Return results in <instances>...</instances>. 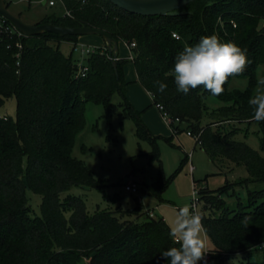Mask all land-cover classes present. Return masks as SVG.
Returning a JSON list of instances; mask_svg holds the SVG:
<instances>
[{
	"label": "trees",
	"instance_id": "obj_1",
	"mask_svg": "<svg viewBox=\"0 0 264 264\" xmlns=\"http://www.w3.org/2000/svg\"><path fill=\"white\" fill-rule=\"evenodd\" d=\"M60 1L64 12L38 24L92 27L118 42H135L131 60L154 104L163 105L200 135L197 142L220 170L244 166L248 176L238 184H264V154L235 138L238 124L257 122L248 101L264 78V0H196L180 9L187 14L156 17L128 12L109 0ZM212 34L245 50L249 64L240 75L229 77L222 95L213 96L202 87L187 95L177 92L171 75L175 57ZM78 37L51 32L27 36L0 14V108L14 96L18 105L17 120L0 117V264H166L161 254L177 245L163 217L150 216L143 206L91 214L82 198H61L73 186L104 187V181L73 155L76 137L85 127L86 104L103 103L111 115L118 110L111 105L112 96L129 84L124 78L127 61L118 52L116 69L107 46L85 58L89 70L78 75V63L60 49L63 41L76 44ZM235 79L247 80V85L233 86ZM157 80L168 85L165 93L157 91ZM209 98L220 105L205 123ZM133 114L139 135L150 139L153 158L161 164L158 178L145 185L161 198L170 179L156 138ZM225 122L230 128L223 129L220 124ZM257 123L264 151V121ZM194 183L199 200L212 211L202 213V222L213 250L224 259L242 253L247 264H264V189L252 191L248 203L230 210L220 196L223 190L219 195L202 181ZM29 192L42 197L41 215L31 213Z\"/></svg>",
	"mask_w": 264,
	"mask_h": 264
},
{
	"label": "rangeland",
	"instance_id": "obj_2",
	"mask_svg": "<svg viewBox=\"0 0 264 264\" xmlns=\"http://www.w3.org/2000/svg\"><path fill=\"white\" fill-rule=\"evenodd\" d=\"M43 1L6 0V4L10 3L9 10L14 15L31 24H38L46 16L64 12L60 0H56V6L43 4ZM261 25L264 26V20ZM82 45L91 49L105 48L107 43L101 35L88 34L78 37L76 44L63 41L60 49L66 56L72 57L80 64L89 56L82 54L80 50ZM118 45L120 58L127 61L124 65L125 81L131 83L112 96L111 105L116 106L118 110L113 111L111 115L103 103L89 101L86 104L85 127L77 134L73 150V155L82 160L97 179L104 181V187L89 190L83 186H73L62 193V199L69 195L82 198L91 214L117 209L133 210L137 206H143L146 213L152 211L156 217H163L169 223L173 213L181 206L185 203H195L192 199L193 192L196 193L195 200L199 199L194 180L202 181V184L211 190H217V194L218 190H223L222 195H219L230 210L239 209L241 202L248 203L252 191L264 189V184L246 186L237 183L240 178L248 176L244 166L220 170L201 148L195 135L188 134L191 129L187 123H179V131L176 132L175 127L178 123L170 126L154 104L153 97L139 82H133L136 70L131 56H134V52L124 41H120ZM237 85L244 88L247 80L235 79L233 86ZM215 103L220 102L215 98L207 100V115L203 119L205 123L210 121L209 115L215 111ZM17 110L16 97L8 98L0 108V117L17 120ZM134 112L140 117L150 135L156 138L165 176L170 179L169 187L161 198L151 195L145 185L158 178L161 164L153 158V145L150 139L139 135ZM220 125L224 126L223 129H228L231 123L225 122ZM238 127L235 138L264 154L261 150L262 133L259 124L243 123L238 124ZM187 156L188 160L184 162ZM191 164L195 166L193 172L190 170ZM132 182L139 184V192L126 190V185ZM28 202L31 213L41 215L42 197L29 192ZM196 206L206 215L212 213L211 210L205 209L203 201H198ZM221 213L222 210H216L217 215ZM207 238L209 249H214L208 235ZM236 257L237 254L230 255L222 264H230ZM200 263L201 261L198 262ZM236 264H247L244 254L239 253Z\"/></svg>",
	"mask_w": 264,
	"mask_h": 264
},
{
	"label": "clouds",
	"instance_id": "obj_3",
	"mask_svg": "<svg viewBox=\"0 0 264 264\" xmlns=\"http://www.w3.org/2000/svg\"><path fill=\"white\" fill-rule=\"evenodd\" d=\"M179 39L177 33L172 34ZM246 51L235 42H221L215 35L203 36L195 46H188L175 57L171 75L176 90L187 95L191 89L202 87L213 96L222 95L229 77L243 73L249 64ZM256 94L248 103L253 107L252 119L264 121V78L258 80ZM159 93H165L168 85L155 81ZM196 193L192 199L195 201ZM245 217V221H247ZM203 214L193 203H185L176 210L168 223L169 236L177 246L170 247L161 254L166 264H198L211 250L207 243V230L203 224ZM230 261L236 264L237 258Z\"/></svg>",
	"mask_w": 264,
	"mask_h": 264
},
{
	"label": "water",
	"instance_id": "obj_4",
	"mask_svg": "<svg viewBox=\"0 0 264 264\" xmlns=\"http://www.w3.org/2000/svg\"><path fill=\"white\" fill-rule=\"evenodd\" d=\"M118 7L139 15L156 17V16H178L187 14L186 11H181L188 4L196 0H109ZM43 4H47V0L43 1ZM0 14L9 20L13 26L21 33L31 36L38 35L44 32H51L59 34L61 36L75 35L83 36L88 34L101 35L106 43L109 53L114 57V65L117 69V56L119 49V42L115 40L107 32L92 28V27H61L50 23L31 24L24 21L20 16L14 15L6 4V0H0ZM23 182L28 189V179L24 178ZM86 189L91 190V187L83 186Z\"/></svg>",
	"mask_w": 264,
	"mask_h": 264
},
{
	"label": "built area",
	"instance_id": "obj_5",
	"mask_svg": "<svg viewBox=\"0 0 264 264\" xmlns=\"http://www.w3.org/2000/svg\"><path fill=\"white\" fill-rule=\"evenodd\" d=\"M47 3L50 5V6H56L57 4V1L56 0H47ZM179 36V35H178ZM180 38V36H179ZM127 43V42H126ZM130 50L133 51V48L136 47V43L135 42H132V43H127ZM19 48L21 49L22 46L19 45ZM98 48H88L86 47L85 45H82L81 46V52L82 54L84 55H90L91 53H94ZM133 55L131 56V59H133ZM112 58L114 59V57L112 56ZM118 60V56L117 58H115ZM79 65V73L78 75H81V76H85L89 70V67L87 65H84L83 63H80L78 64ZM156 107L162 112L163 116H164V119L165 121L170 125V126H174L176 125L175 127V130L176 132L179 131V123H182V120L179 118V117H173L172 115H170L164 108L163 105L161 104H156ZM188 134L189 135H194L192 133V131H188ZM197 141H199V138H200V135H195ZM190 170L191 172H193L195 170V166L193 164H191V167H190ZM195 185V183H194ZM126 190L127 191H130V192H133V193H137L139 192V184L138 183H135V182H132V183H129L126 185ZM195 190L197 191V186L195 185ZM197 194H198V191H197ZM200 201L199 199L198 200H195V204H197V202ZM148 214L150 216H155L154 215V212L152 211H148ZM211 251L208 252L205 256V259L204 260H201V263L200 264H222V261L224 259V254L222 253H219L213 249H210Z\"/></svg>",
	"mask_w": 264,
	"mask_h": 264
},
{
	"label": "crops",
	"instance_id": "obj_6",
	"mask_svg": "<svg viewBox=\"0 0 264 264\" xmlns=\"http://www.w3.org/2000/svg\"><path fill=\"white\" fill-rule=\"evenodd\" d=\"M133 82H135V83L138 82L137 74H136V77H135V79L133 80ZM129 83H131V82H129ZM143 88H144V87H143ZM145 90H146V89H145ZM146 91H147V90H146ZM147 92H148V91H147ZM148 93H149V92H148ZM149 94H150V93H149ZM150 95H151V94H150ZM219 105H220L219 103H217V104L215 103V107H214V108L219 107ZM159 111H160V110H159ZM201 148H202V147H201ZM202 149H203V148H202ZM203 150H204V149H203Z\"/></svg>",
	"mask_w": 264,
	"mask_h": 264
}]
</instances>
